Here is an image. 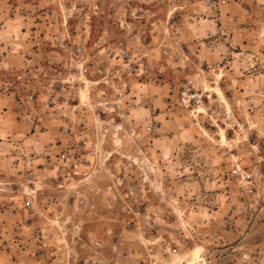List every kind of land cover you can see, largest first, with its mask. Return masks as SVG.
<instances>
[{"label":"rangeland","instance_id":"374dc122","mask_svg":"<svg viewBox=\"0 0 264 264\" xmlns=\"http://www.w3.org/2000/svg\"><path fill=\"white\" fill-rule=\"evenodd\" d=\"M18 220L264 264V0H0V264Z\"/></svg>","mask_w":264,"mask_h":264},{"label":"built area","instance_id":"2783aa9c","mask_svg":"<svg viewBox=\"0 0 264 264\" xmlns=\"http://www.w3.org/2000/svg\"><path fill=\"white\" fill-rule=\"evenodd\" d=\"M191 84L179 95V103L186 110L198 112L203 105V95L194 87L191 88ZM36 201V197L28 200L25 209L32 210ZM153 223L157 225L158 221L154 220ZM33 227L30 224H22L19 220L16 222V236L6 245V251L11 255L13 264H140V259L133 254V250L125 246L122 234L115 236L110 232L114 241L109 258L103 242L97 237L79 254L75 248V238H57L50 229Z\"/></svg>","mask_w":264,"mask_h":264},{"label":"bare ground","instance_id":"6f19581e","mask_svg":"<svg viewBox=\"0 0 264 264\" xmlns=\"http://www.w3.org/2000/svg\"><path fill=\"white\" fill-rule=\"evenodd\" d=\"M211 91L218 96H223L222 92L219 88L213 89ZM199 112L202 113V110L201 111L199 110ZM223 139H225V136H223ZM201 252L202 251H200V249H198V248L191 251L187 257L188 258L187 264H205V261H204L203 257L201 256Z\"/></svg>","mask_w":264,"mask_h":264}]
</instances>
